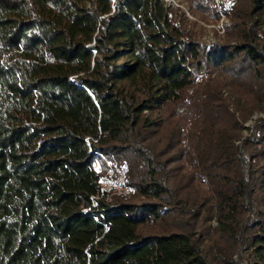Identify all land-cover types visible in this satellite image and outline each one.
Instances as JSON below:
<instances>
[{"label":"trees","instance_id":"1","mask_svg":"<svg viewBox=\"0 0 264 264\" xmlns=\"http://www.w3.org/2000/svg\"><path fill=\"white\" fill-rule=\"evenodd\" d=\"M186 1L0 0V264H264V0Z\"/></svg>","mask_w":264,"mask_h":264},{"label":"rangeland","instance_id":"2","mask_svg":"<svg viewBox=\"0 0 264 264\" xmlns=\"http://www.w3.org/2000/svg\"><path fill=\"white\" fill-rule=\"evenodd\" d=\"M168 4L174 10H177L179 14H185V17L187 18V20L185 21L187 30H189L197 37L201 45H205L207 47L224 40L226 27L230 24L227 14H225L224 18H221L219 14V18L215 21L211 19L205 20L200 15L193 14L191 12L190 6L186 0H168L167 5ZM261 117H264V115L262 113L256 112L244 124V126L247 127V130L244 133L246 137L254 134V125ZM107 167H109V164H107ZM111 171L113 172L114 183L116 184V187L118 189L110 193L120 194L118 190L122 188L126 189L127 192H129L128 188H126L125 186L124 172L120 171L116 173L115 170H110L106 173L102 180H104Z\"/></svg>","mask_w":264,"mask_h":264},{"label":"built area","instance_id":"3","mask_svg":"<svg viewBox=\"0 0 264 264\" xmlns=\"http://www.w3.org/2000/svg\"><path fill=\"white\" fill-rule=\"evenodd\" d=\"M222 0H213V2L219 6L220 3H221ZM229 1H234V0H229ZM165 2L167 3L168 0H165ZM169 5V4H168ZM225 14L223 12H220V17L221 18H224ZM118 189L116 187V184L114 183V180H113V172L111 171L109 173V175L101 181L100 183V187H99V191H98V197H103L105 194L107 193H110L114 190ZM118 192L120 193H127V190L126 189H119Z\"/></svg>","mask_w":264,"mask_h":264}]
</instances>
